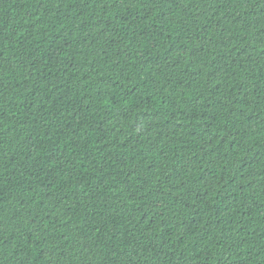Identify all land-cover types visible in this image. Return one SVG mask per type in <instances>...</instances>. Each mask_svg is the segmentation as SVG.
<instances>
[{
	"label": "trees",
	"instance_id": "obj_1",
	"mask_svg": "<svg viewBox=\"0 0 264 264\" xmlns=\"http://www.w3.org/2000/svg\"><path fill=\"white\" fill-rule=\"evenodd\" d=\"M0 264H264V0H0Z\"/></svg>",
	"mask_w": 264,
	"mask_h": 264
}]
</instances>
